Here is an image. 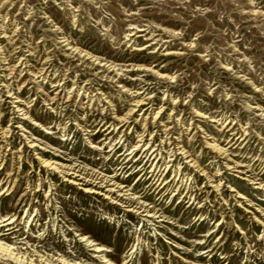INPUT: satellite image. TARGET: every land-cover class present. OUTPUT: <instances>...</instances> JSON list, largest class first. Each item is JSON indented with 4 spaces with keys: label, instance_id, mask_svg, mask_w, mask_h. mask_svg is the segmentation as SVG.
I'll return each mask as SVG.
<instances>
[{
    "label": "rangeland",
    "instance_id": "obj_1",
    "mask_svg": "<svg viewBox=\"0 0 264 264\" xmlns=\"http://www.w3.org/2000/svg\"><path fill=\"white\" fill-rule=\"evenodd\" d=\"M0 264H264V0H0Z\"/></svg>",
    "mask_w": 264,
    "mask_h": 264
},
{
    "label": "bare ground",
    "instance_id": "obj_2",
    "mask_svg": "<svg viewBox=\"0 0 264 264\" xmlns=\"http://www.w3.org/2000/svg\"><path fill=\"white\" fill-rule=\"evenodd\" d=\"M135 104H136V103H135ZM141 140H142V139H141ZM137 147H138V146H137ZM145 150H146V149H145ZM218 150H219V149H218ZM146 151H147V150H146ZM130 152H131V151H130ZM152 152H153V151H152ZM152 152H151V153H152ZM220 152H221V151H220ZM142 153H143V152H142ZM154 153H155V152H154ZM150 155H151V154H150ZM147 158H148V157H147ZM143 160H144V159H143ZM47 165H48V163H47ZM54 165H55V164H54ZM49 166H50V165H49ZM50 168H51V167H50ZM52 168H53V167H52ZM154 170H155V169H154ZM160 172H161V171H160ZM7 224H10V222H8ZM4 226H5V225H4ZM101 250H102V249H99V247H98V248L96 247V248L94 249V252H101Z\"/></svg>",
    "mask_w": 264,
    "mask_h": 264
}]
</instances>
